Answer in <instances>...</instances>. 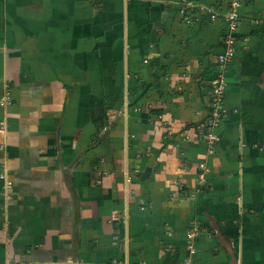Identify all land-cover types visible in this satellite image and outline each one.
Instances as JSON below:
<instances>
[{
	"label": "crops",
	"instance_id": "1",
	"mask_svg": "<svg viewBox=\"0 0 264 264\" xmlns=\"http://www.w3.org/2000/svg\"><path fill=\"white\" fill-rule=\"evenodd\" d=\"M230 1L0 0V264H264V0L219 65Z\"/></svg>",
	"mask_w": 264,
	"mask_h": 264
},
{
	"label": "built area",
	"instance_id": "2",
	"mask_svg": "<svg viewBox=\"0 0 264 264\" xmlns=\"http://www.w3.org/2000/svg\"><path fill=\"white\" fill-rule=\"evenodd\" d=\"M238 0H231L228 4L227 11L225 13L227 22L226 35L223 37L222 52L217 55V63L219 65H224L229 59L232 58L235 48V38L232 36L233 31L237 28L239 23V16L237 13ZM215 13L210 12L209 18L213 19ZM224 75L222 72L218 71L215 79L211 86L210 95V108H209V126L214 127L222 121V119L227 114V109L224 105L223 93H224ZM4 98H0V105H4ZM207 141L212 144L215 140V135L209 132L207 135ZM192 234H189L191 236ZM185 264H190L187 260Z\"/></svg>",
	"mask_w": 264,
	"mask_h": 264
}]
</instances>
